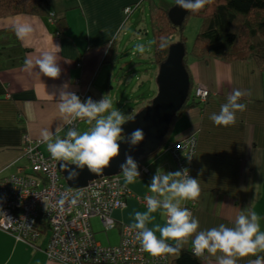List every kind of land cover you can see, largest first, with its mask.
<instances>
[{
  "label": "crops",
  "instance_id": "0c3cea01",
  "mask_svg": "<svg viewBox=\"0 0 264 264\" xmlns=\"http://www.w3.org/2000/svg\"><path fill=\"white\" fill-rule=\"evenodd\" d=\"M142 1L51 0L53 21L49 17L29 15L0 19V31L14 29L16 23L32 26V34L20 40L22 48L28 51L25 60L35 59L45 51L54 52L53 45L61 48L58 79L39 75L38 69L26 72L24 65L0 70V178L28 167L24 152L27 136L41 140L40 149H46L47 153V143L41 136L43 130L56 133L59 128L58 135L64 137L68 127L64 123L65 115L57 107L63 85L68 84L69 91L81 94L89 90V95L97 101L110 96L117 63L109 61L117 60L113 51L120 53L119 41L112 45L113 41L120 39L125 24L134 16V6ZM127 7H131L130 14L125 13ZM108 54L113 59L108 60ZM189 64L194 86L208 88L210 97L203 106L188 111L174 123L166 148L142 165L134 183L127 184L123 177L132 196L126 208L113 213L117 225L112 230L118 231L120 239L122 228L133 223V214L146 211L139 198L156 195L148 187L157 170H179L167 147L192 133L199 140L192 178L200 181V195L194 200L193 211L200 230L220 224L232 227L240 211L250 207L260 217V230L264 231V74L253 62L228 64L208 60ZM233 89L251 93L241 99L246 110L237 113L234 124L216 126L209 117L219 112ZM185 203L181 201V206ZM161 212L153 213L155 219L147 225L149 228L164 225L166 217ZM98 220L101 222L98 217L91 219L95 235ZM38 246L44 247L45 241L32 247L0 230V264H61L50 261ZM182 246L192 249L191 240ZM251 259L255 257L239 259L237 264H248ZM204 264H216V257L206 253Z\"/></svg>",
  "mask_w": 264,
  "mask_h": 264
},
{
  "label": "clouds",
  "instance_id": "9594fccd",
  "mask_svg": "<svg viewBox=\"0 0 264 264\" xmlns=\"http://www.w3.org/2000/svg\"><path fill=\"white\" fill-rule=\"evenodd\" d=\"M175 3L187 12L195 13L211 3V0H175ZM14 32L16 37L23 41L32 34L33 28L29 23H16ZM53 46L54 52L45 51L35 59L27 58L24 71L32 72L38 69L39 75L58 79L61 74L58 62L61 48ZM158 46L160 49L167 48V38L161 36ZM137 51L143 53V45H137ZM68 89V84L63 85L57 103L59 112L65 115L64 123L71 125L73 120L79 118L87 119L93 126L83 132L69 127L63 138L58 135L59 128L56 133L43 130L42 139L47 143V150L52 159L64 162L62 168L68 172V179L78 176L75 169L83 170L85 167L91 173L99 175L119 155L118 141L126 139L130 146L135 147L143 141L144 131L137 128L126 137L122 136V126L133 120L134 116L113 108L108 95L99 101L89 98L82 102ZM250 95L249 91L233 89L226 102L220 106L219 112L212 113L209 119L216 126L227 127L234 124L237 113L246 110V104L242 103L241 99ZM69 165H74L75 169ZM120 169L127 184L134 183L140 176L138 164L131 155H125ZM148 188L156 195L145 197L146 211H136L130 225L145 252L153 256L174 253L191 240L195 255L208 253L216 257V264H237L239 259L246 257H255L249 260L248 264H264V255H261L264 254V231L260 230V217L250 207L240 211L232 227L220 224L218 227L200 230L199 220L187 207L181 206V201L196 200L200 195V181L192 178L187 168L175 172L158 169ZM72 203L76 201L73 200ZM158 210H162L161 214L166 217L165 223L163 226L155 224L153 228H149L147 225L154 221L153 213ZM168 241H174L176 246H171Z\"/></svg>",
  "mask_w": 264,
  "mask_h": 264
},
{
  "label": "built area",
  "instance_id": "2783aa9c",
  "mask_svg": "<svg viewBox=\"0 0 264 264\" xmlns=\"http://www.w3.org/2000/svg\"><path fill=\"white\" fill-rule=\"evenodd\" d=\"M131 11V7L125 9L126 14ZM53 20L51 15L50 21ZM74 93L82 102L89 98L97 101L89 95V90L84 94ZM194 95L205 101L209 90L199 87ZM86 120L75 119L67 127L78 129ZM24 142L28 167L0 178L1 231L32 247L45 241V246L38 249L50 261L61 264H170L168 253L153 256L145 252L130 226L122 228L117 246H104L96 240L91 219L98 217L105 231L114 229L117 224L113 213L126 208L132 196L123 183V176L98 179L82 189L69 188L63 183L60 161L40 149L42 141L27 136ZM196 149L194 133L167 147L178 169L187 168L189 175ZM73 200L76 203H72ZM139 203L146 207L145 197L139 198ZM194 205L183 207L193 214Z\"/></svg>",
  "mask_w": 264,
  "mask_h": 264
},
{
  "label": "trees",
  "instance_id": "16d2710c",
  "mask_svg": "<svg viewBox=\"0 0 264 264\" xmlns=\"http://www.w3.org/2000/svg\"><path fill=\"white\" fill-rule=\"evenodd\" d=\"M146 1L150 2V34L153 41L152 63L158 67L167 60L169 49L173 44L183 43L186 46L185 28L188 19L196 17L201 21V27L194 45L190 51L187 50L184 61L191 81V92L172 124L163 147L165 149L172 135L174 123L188 111L203 106L210 97L208 88L209 95L205 101L195 97L196 91L189 58L198 62L219 60L228 64L253 62L258 70L264 74V0H211V3L200 11L189 12L182 26L174 25L169 18V9L162 8L155 0H143L139 5L134 6V12ZM173 2L176 4L175 0ZM50 3L51 0H0V19L21 15L50 18L52 14ZM161 36L166 37L168 41V47L165 49H160L158 46ZM174 36H178L177 42L172 41ZM118 41L119 37L113 41L112 45ZM27 52L22 48L13 28L0 31V70L23 66ZM117 52L116 50L113 51L114 56L116 59L117 56L121 59L120 53L118 55ZM19 53L21 54L19 55ZM110 54L107 56L108 60L113 59V55ZM109 62L115 64L117 60L114 59ZM128 113V115L133 116L136 112L131 108ZM198 147L199 140L197 138L196 154L190 170L191 177ZM144 163L146 161L138 163L139 171ZM191 203H195V201L187 200L185 204L190 206ZM171 246L175 247L176 245L171 244ZM205 255L197 256L192 249H186L183 246L177 252L168 253L170 264H204Z\"/></svg>",
  "mask_w": 264,
  "mask_h": 264
},
{
  "label": "water",
  "instance_id": "95a60500",
  "mask_svg": "<svg viewBox=\"0 0 264 264\" xmlns=\"http://www.w3.org/2000/svg\"><path fill=\"white\" fill-rule=\"evenodd\" d=\"M188 13L175 4L169 9V18L174 25L182 26ZM186 54L187 49L183 43H175L170 47L167 60L159 66L157 95L148 106L133 115V120L122 126L124 137L137 128L143 129V141L135 147L130 146L126 139L118 141L119 155L99 175L91 173L86 167L80 170L75 169L74 165H69L78 172V176L68 179V172L62 168L64 162H60L59 170L67 187L82 189L95 180L122 175L120 164L124 162L126 154L131 155L138 164L163 149L172 124L191 92V81L184 63Z\"/></svg>",
  "mask_w": 264,
  "mask_h": 264
},
{
  "label": "rangeland",
  "instance_id": "374dc122",
  "mask_svg": "<svg viewBox=\"0 0 264 264\" xmlns=\"http://www.w3.org/2000/svg\"><path fill=\"white\" fill-rule=\"evenodd\" d=\"M155 2L164 9H170L171 6L175 5L173 0H155ZM150 25V2L146 1L125 24L126 27H124L119 39L121 59L117 56V64L114 66L113 71L115 76L110 86V89L113 90L109 92L110 96L108 98L113 108L121 110L126 115H128L131 108L137 113L148 106L158 92L157 76L159 67L152 63L153 41L150 34ZM200 27L201 21L198 18L191 17L188 19L185 28L188 51L192 49ZM172 41L177 42L178 36H174ZM137 45H143V53L137 51ZM124 53L125 56L123 57ZM189 62L193 63L194 60L189 58ZM196 88L197 85L194 86L195 91ZM194 89L193 93L195 92ZM92 126V124L85 122L79 125L78 130L83 132ZM45 150L43 151L47 153ZM63 183L66 185L65 181ZM95 230L98 231L95 235L96 240L102 242L104 246L119 244L120 236L117 230L103 231L99 220L95 223Z\"/></svg>",
  "mask_w": 264,
  "mask_h": 264
}]
</instances>
